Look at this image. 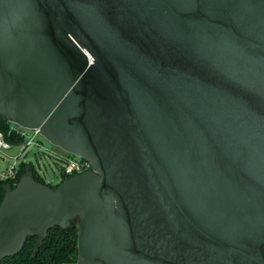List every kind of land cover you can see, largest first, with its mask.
Masks as SVG:
<instances>
[{
  "label": "water",
  "instance_id": "95a60500",
  "mask_svg": "<svg viewBox=\"0 0 264 264\" xmlns=\"http://www.w3.org/2000/svg\"><path fill=\"white\" fill-rule=\"evenodd\" d=\"M0 118L92 164L6 187L0 264H264V0H0Z\"/></svg>",
  "mask_w": 264,
  "mask_h": 264
},
{
  "label": "trees",
  "instance_id": "16d2710c",
  "mask_svg": "<svg viewBox=\"0 0 264 264\" xmlns=\"http://www.w3.org/2000/svg\"><path fill=\"white\" fill-rule=\"evenodd\" d=\"M12 123L0 118V131L5 138L13 145L21 144L25 141L22 136L15 132H10ZM33 170L37 181L48 184L52 187L58 186L46 183L43 178L37 174L35 168L28 163L22 162L15 180L0 179V205L6 193V187L11 185L16 187L21 177L29 170ZM67 176L63 173L62 181ZM38 236H29L23 249L16 255L5 257L2 264H77L78 261V226L71 228L55 227L49 230L47 237L42 245L37 248Z\"/></svg>",
  "mask_w": 264,
  "mask_h": 264
},
{
  "label": "rangeland",
  "instance_id": "374dc122",
  "mask_svg": "<svg viewBox=\"0 0 264 264\" xmlns=\"http://www.w3.org/2000/svg\"><path fill=\"white\" fill-rule=\"evenodd\" d=\"M40 144H30L25 153L20 155L18 163L31 164L37 174L46 183L56 185L63 178L62 159L55 154L56 149L43 135L38 137ZM20 153V148L14 146L7 151H0V174L8 171V167L13 164V156Z\"/></svg>",
  "mask_w": 264,
  "mask_h": 264
},
{
  "label": "built area",
  "instance_id": "2783aa9c",
  "mask_svg": "<svg viewBox=\"0 0 264 264\" xmlns=\"http://www.w3.org/2000/svg\"><path fill=\"white\" fill-rule=\"evenodd\" d=\"M10 132H15L19 136H22L25 141L21 144L13 145L5 138L4 133L0 131V151L10 150L14 146L20 148V153L18 155L13 156L14 161L13 164L8 167V171L4 174H0L1 180L16 179L21 164L18 163L20 155L26 152L30 144H40L38 137L42 135L39 128H26L16 123H12ZM56 155L62 159V170L63 173L67 176V178L92 169V164L89 161L81 158L80 156L67 152H64V154L62 155Z\"/></svg>",
  "mask_w": 264,
  "mask_h": 264
},
{
  "label": "flooded vegetation",
  "instance_id": "af4514ba",
  "mask_svg": "<svg viewBox=\"0 0 264 264\" xmlns=\"http://www.w3.org/2000/svg\"><path fill=\"white\" fill-rule=\"evenodd\" d=\"M54 146V145H53ZM55 149H56V154H58V155H62V154H64V151L63 150H61L59 147H54Z\"/></svg>",
  "mask_w": 264,
  "mask_h": 264
}]
</instances>
